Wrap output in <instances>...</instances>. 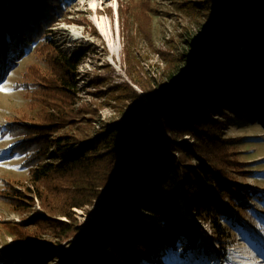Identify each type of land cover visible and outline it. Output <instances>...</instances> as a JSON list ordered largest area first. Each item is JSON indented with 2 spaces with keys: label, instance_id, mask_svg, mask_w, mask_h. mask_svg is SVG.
<instances>
[{
  "label": "trees",
  "instance_id": "1",
  "mask_svg": "<svg viewBox=\"0 0 264 264\" xmlns=\"http://www.w3.org/2000/svg\"><path fill=\"white\" fill-rule=\"evenodd\" d=\"M73 1L0 0V81L25 54L22 43L35 47L43 65L29 70L39 112L4 131L20 139L11 153L24 155L29 180H8L0 189V199L26 220L5 224L18 244L0 264H142L190 252L213 257L214 245L201 240L204 225L222 247L224 220L243 225L233 209L241 214L252 200L264 203L259 189L238 181L251 172L220 136L227 110L264 126V0H219L224 11L216 30L181 57L189 70L178 68L144 87L146 100L121 84L118 119L96 131L89 108L76 107L82 51L66 53L50 37ZM206 4L181 6L200 15ZM137 19L148 32V20ZM127 39L130 44L134 36ZM126 53L129 75L142 84L143 77H134L140 61L130 47ZM37 202L44 213L35 212ZM75 208L85 209L88 226Z\"/></svg>",
  "mask_w": 264,
  "mask_h": 264
},
{
  "label": "rangeland",
  "instance_id": "2",
  "mask_svg": "<svg viewBox=\"0 0 264 264\" xmlns=\"http://www.w3.org/2000/svg\"><path fill=\"white\" fill-rule=\"evenodd\" d=\"M185 1L207 4L203 5L198 15L181 6ZM218 1L75 0L70 3L67 15L52 27L50 37H55L66 53L82 51L76 107L89 108L87 116L96 120L94 131L102 130L118 119L123 104L118 100L123 92V88L119 89L121 84L129 83L146 100L144 87L156 86L177 72L178 68H185L186 72L189 70L190 65L181 57L192 47H197L200 39L216 30L219 15L224 11ZM92 3H95L96 10L91 8ZM138 15L148 20V32L140 26ZM102 17L111 26L108 36L97 23ZM65 24L74 28L77 34L64 29ZM93 28L98 35H94ZM128 36H134L130 44ZM22 44L25 54L12 61L13 67L0 81V189L8 180L15 183H27L29 180V169L23 166L24 155L11 153L12 146L20 139L5 134L6 125L33 118L40 110L32 96L35 87L31 84L29 70L31 66L43 65L35 47ZM128 47L142 66L140 76L134 73V77H143V85L137 84L127 71ZM223 119L226 127L220 136L227 140L235 157L247 164L245 170L251 172L238 175V181L264 194V126L238 119L228 110ZM185 140L193 142L189 136H185ZM250 205L252 209L241 214L233 209L242 227L231 220H224L228 236L222 247L214 239L211 227L204 225L201 240L214 245L217 254L213 257L202 259L196 252L187 256L169 254L162 256L160 262L144 260L142 264H264V203L252 200ZM35 208L36 213H44L38 202ZM74 210L82 226H88L90 216L85 209ZM24 222L21 215L13 212L10 205L0 199V259L18 244L5 224ZM62 245L68 247V241ZM50 264L58 263L54 260Z\"/></svg>",
  "mask_w": 264,
  "mask_h": 264
},
{
  "label": "bare ground",
  "instance_id": "3",
  "mask_svg": "<svg viewBox=\"0 0 264 264\" xmlns=\"http://www.w3.org/2000/svg\"><path fill=\"white\" fill-rule=\"evenodd\" d=\"M91 8L94 9V10H96L97 7H96L95 3H92V4H91ZM97 23H98L99 29H100V30H101L106 36H108V35L111 33V26H110V24H108V23L106 22V20H105L104 17H102L101 20L98 19ZM64 29L71 30V32H73L74 35L77 34L76 31H75V29L72 28L71 26H69L68 24H65Z\"/></svg>",
  "mask_w": 264,
  "mask_h": 264
},
{
  "label": "water",
  "instance_id": "4",
  "mask_svg": "<svg viewBox=\"0 0 264 264\" xmlns=\"http://www.w3.org/2000/svg\"><path fill=\"white\" fill-rule=\"evenodd\" d=\"M211 35V34H210Z\"/></svg>",
  "mask_w": 264,
  "mask_h": 264
}]
</instances>
